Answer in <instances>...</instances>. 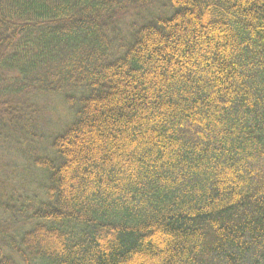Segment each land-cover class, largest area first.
<instances>
[{
    "label": "trees",
    "instance_id": "trees-1",
    "mask_svg": "<svg viewBox=\"0 0 264 264\" xmlns=\"http://www.w3.org/2000/svg\"><path fill=\"white\" fill-rule=\"evenodd\" d=\"M0 264H264V0H0Z\"/></svg>",
    "mask_w": 264,
    "mask_h": 264
},
{
    "label": "rangeland",
    "instance_id": "rangeland-1",
    "mask_svg": "<svg viewBox=\"0 0 264 264\" xmlns=\"http://www.w3.org/2000/svg\"><path fill=\"white\" fill-rule=\"evenodd\" d=\"M70 118V110L67 109L60 98L53 99V102L50 101L44 117L46 125H50V130L58 132L65 128L69 124Z\"/></svg>",
    "mask_w": 264,
    "mask_h": 264
}]
</instances>
